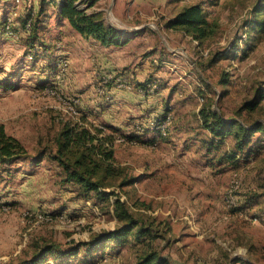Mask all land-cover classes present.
<instances>
[{
	"label": "rangeland",
	"instance_id": "obj_1",
	"mask_svg": "<svg viewBox=\"0 0 264 264\" xmlns=\"http://www.w3.org/2000/svg\"><path fill=\"white\" fill-rule=\"evenodd\" d=\"M133 1L96 0L91 7L80 4L87 13H96L106 25L121 30L124 58L131 53L152 55L145 65L137 59L134 64L123 60V66L106 68L94 61L93 54L85 64L78 62L79 51L72 54L67 48L72 32L54 13L38 27L39 38L29 49V31L22 21L33 0H0V130L35 155L56 149L55 138L66 122L84 117L94 125L110 123L117 127L105 130L112 137L115 168L122 167V175L134 178L132 184L105 188L109 197L98 201L94 196L78 197V186L64 183L61 168L46 157L38 164L0 161V264L28 259L35 243L60 246L38 264H133L141 244L132 239L120 246L99 248L89 260L81 247L75 255L57 251H69L79 242L117 227L112 207L115 195L109 194L110 190L121 196L135 216L156 223L162 234L171 229L169 222L147 209L152 212L154 206H163L172 198L188 206L196 201L203 222L208 221L206 234L214 235L209 239L219 236L223 243L219 248L211 241L201 251L200 244L192 241L187 246L204 256L193 259L180 255L178 244L171 249L162 247L163 254H174L173 259L170 256L173 264H195L196 260L229 264L241 257L252 264H264V149L262 142L255 143L262 134H254L250 154L237 152L238 158L228 163L225 157L218 160L222 153L234 152L230 138L219 150L199 146L209 137L202 123L208 108L229 121H264V30L252 14L255 7L262 9L264 0H148L149 6L131 8ZM116 3H121L118 16ZM198 3L218 25L214 35L201 43L165 25L183 7ZM30 16L34 21L35 12ZM8 19L13 35L6 33ZM259 22L261 28H250ZM142 23L146 24L140 26L135 40L126 43L133 33L130 30ZM235 44L240 47L235 49ZM211 59L214 62L209 64ZM62 60L67 61L66 66L60 64ZM149 79L157 81L153 92L148 86L140 89L136 85H148ZM50 88L54 95L44 92ZM256 95L262 97L254 110L238 111ZM165 113L171 122L166 134L160 136L149 129L150 122ZM182 114L190 117L184 116L182 121ZM175 123L194 130L193 136L185 138ZM192 137L197 143L184 146ZM162 139L167 142H157ZM220 162L225 169L218 168ZM174 170L181 176H173ZM203 170L206 177L196 176ZM158 171L167 176L159 178ZM233 179L239 181V187L230 193ZM230 194L235 197L231 207L227 202ZM39 214L49 220L37 222ZM162 243L161 238L155 240L158 248Z\"/></svg>",
	"mask_w": 264,
	"mask_h": 264
},
{
	"label": "trees",
	"instance_id": "obj_2",
	"mask_svg": "<svg viewBox=\"0 0 264 264\" xmlns=\"http://www.w3.org/2000/svg\"><path fill=\"white\" fill-rule=\"evenodd\" d=\"M95 1L96 0H60L56 3L59 19H65L67 23L84 38H93L102 45L107 46L120 45L123 41L120 39L121 34L118 30L106 25L96 13L86 12V7L93 6ZM45 2L46 0H39V7L35 12L34 21L32 20V16H30L34 13L31 8L26 11L27 13L24 15L22 23L25 31H29V33H27L29 36V49H31L35 40L39 38L37 36V31L42 22L40 14L45 10L43 7ZM51 2L55 4V1ZM81 3H85L86 7L80 8ZM261 11L262 19L259 16ZM252 14L256 19H260L262 22V30H264V5L262 4V9L260 7H255ZM255 18L253 20H256ZM28 20H30V27L26 29L25 26ZM260 24V22L258 24L254 23L255 26L250 24V28H261ZM165 25L172 29L182 30L186 35H189L193 40L200 43L214 35L216 27L218 26L216 22L208 19L206 11L199 3L183 7L173 17L168 19ZM234 46H236L235 49L240 47L239 44H235ZM34 54L36 53L34 52ZM217 56H214L215 59L218 58ZM213 62L214 59H211L209 64ZM151 80L152 79H149L148 81L150 82ZM226 80V78L222 79V83L226 84ZM107 85L111 86V83ZM136 85L140 89H145V86L147 87L146 82ZM261 97V95H256L252 99L244 102L238 111L243 109H247L248 111L254 110L259 104ZM166 114L167 113L159 117V121L163 119ZM79 116L80 115H76L77 118ZM202 123L204 129L209 133L207 140L209 150H219L221 145H223L228 138L234 142V152L224 155L227 160L235 161L236 158H238L237 152L244 153L247 151V153L250 154V152H252L251 145L255 142L252 141L254 140L252 138L255 133L262 134V137H257L258 141L255 143L262 142L260 147L264 149V121H262V123H257L255 121L250 124L237 120L229 121L208 108L203 113ZM106 127L115 129L109 125H94L84 117L66 122L55 138L56 149L54 151L50 149L48 152V149H45V151H39L35 155L28 153L27 149H25L19 140L7 135L1 129L0 161L3 163H12L26 160L38 164L46 157L50 161H55L61 168L62 171L60 175L64 183L76 184L78 186V197L89 198L94 196L98 201H104L109 197L105 188L112 187L116 184L122 187L134 183V178L127 177L126 174L122 175V167L119 169L115 168L112 149L113 141L112 137L106 133ZM152 130H155L153 132L161 136L158 129ZM128 140L134 141V139ZM257 151H259V149ZM109 194L115 195L112 200V207L114 215L118 220L117 227L113 230L94 235L89 240L79 242L73 249L70 247L71 250L69 251L71 252L66 250L57 251L62 254L75 255L76 250L81 247L84 248L86 255L85 260H89L99 248L102 249L111 244H113V246H120L122 243H126L128 240L132 239L141 244L133 264H173L171 257L168 254L162 253V247L168 246V243L164 241L160 248L155 245L156 239L164 238V233L158 232L156 223L135 216L127 203L113 190H110ZM55 248L60 249V246L55 243H35V250L31 256L26 260L20 261L18 264H38L47 253L54 252ZM237 263L251 264V262L246 259L236 258L233 259L232 262H229V264ZM84 264L93 263L87 261L84 262Z\"/></svg>",
	"mask_w": 264,
	"mask_h": 264
},
{
	"label": "crops",
	"instance_id": "obj_3",
	"mask_svg": "<svg viewBox=\"0 0 264 264\" xmlns=\"http://www.w3.org/2000/svg\"><path fill=\"white\" fill-rule=\"evenodd\" d=\"M6 1V0H5ZM51 1H55L56 3H58L60 0H46L45 4H43V7L45 8L44 12L40 14V17L42 19L41 24H45L47 18H49V16L51 14H55L57 18H59L58 16V7L56 6V4H53V2ZM148 0H134L133 1V6L131 8H134V5H140V7H145V6H149L150 3L147 2ZM151 2H153L152 0H150ZM129 2V0H123L122 3H126ZM32 11L36 12L38 7H39V0H33L32 3ZM120 7H121V3L115 4V16H118L117 13H119L120 11ZM114 13V14H115ZM120 16V15H119ZM170 19V18H169ZM62 22L67 23V21L65 19H60ZM146 23H142L140 24L138 27L135 26L130 30V33L133 32L131 34V36L127 37L126 39H128L126 41L127 42H132L135 39H133V37L135 38L137 36V34H139L140 32V26L145 25ZM68 28L69 30H71L72 34L70 36L69 42H68V46L67 48L70 49V51H72V54L76 53V50L79 51V53H77V60L79 63L85 64L88 61V57H90L93 54L94 57V61L98 62L99 65H102L106 68H112L115 66H123V60L126 61V64H134L135 62L132 63L133 60L137 62L138 60H140L139 62H142L143 65L147 64L149 61V58L152 55H146V53H137L134 55V53H131L129 55V57L124 58V56L122 55V53L120 52V50L122 49L121 46H123V44L120 45H102L101 43H99L98 41H96L93 38H84L83 36H81L78 32H76L68 23ZM121 32V30H120ZM122 33V32H121ZM123 37V36H121ZM125 39V40H126ZM145 43L149 42V39L147 41H144ZM123 43V42H122ZM82 49V50H81ZM115 49H118V51H115ZM75 51V53H74ZM69 52V51H68ZM70 53V52H69ZM120 53V54H119ZM163 56V55H162ZM161 56V57H162ZM74 57V55H73ZM142 57V58H141ZM155 58V57H154ZM163 59H165V57H162ZM115 60V62L117 63H112L113 60ZM162 59V60H163ZM161 59H159L160 61ZM161 63V61H160ZM162 63H165L162 61ZM108 70V69H107ZM161 77H163V75L161 74ZM135 82H138V80L136 79ZM132 100V99H130ZM193 110V109H191ZM189 112H192V111ZM103 112V111H102ZM188 112V113H189ZM188 113H184V114H188ZM185 116V118H189L190 115H183L182 114V121H183V117ZM179 117H176V122H179ZM106 125L112 126L115 129L117 128L116 126L110 124V123H105ZM176 126H180L179 130L181 132L185 133V136H193L194 134V130H192L191 128L186 129L184 126V123H175ZM180 124V125H179ZM182 125V126H181ZM200 128L202 127L201 125L199 126ZM206 130V129H205ZM203 131V129H202ZM207 131V130H206ZM208 132V131H207ZM155 133V132H154ZM183 134V133H182ZM184 135V134H183ZM154 136H157L154 134ZM185 137V138H189V137ZM209 136V133H208ZM194 138V139H193ZM152 140H156V139H152ZM197 138L192 137L189 142L188 140H186V142L184 143V146H186V144L191 143V142H195L197 143ZM208 137H206L205 139H203V144L199 145L201 146V148L203 147L205 150H209L208 147ZM159 141H164L167 142L165 139L162 140H158ZM185 141V140H184ZM151 142V141H150ZM153 142V141H152ZM179 142V140H178ZM187 148V147H186ZM187 152H189L187 149H185ZM186 152V153H187ZM182 154V153H180ZM179 154V155H180ZM224 155H226L224 153ZM224 155L223 153L220 155V158L218 160L222 161L224 159ZM227 160V159H226ZM229 160H227L226 163H228ZM220 166L218 168H221V170L225 169L224 167H221L223 165L222 162H220ZM224 166V165H223ZM155 174V171H154ZM159 174L161 178L162 176H167L166 173L158 171L156 173V175ZM171 174V173H169ZM172 175L173 176H181L179 174V170L176 171H172ZM207 173L206 171L203 170L201 175H196L199 178L203 179V176L206 177ZM198 179V178H197ZM219 180H217V184H218ZM198 190V189H197ZM149 208V207H148ZM201 208L197 206L196 201H194V203H192L191 206H188L186 204H181V200L179 198H172L171 200L167 201L165 200L163 203V206H154L152 209V212L150 209H147V213H152V214H159L161 216H163L164 220H167L169 222V225L171 226V229H168V231L165 232L164 234V241H166L168 243V247L169 249H171V246L178 244L179 248H178V252L180 255H184L187 258H197V257H204L203 255H201L200 253H195V251L198 249L194 248V247H189L187 246L189 243H191L192 241H194V243H199V249H201V251H204L205 249H207L206 243H214L216 244V247H221L222 245V241L221 238L219 236L214 237V239H209L210 236H214L213 234H206L205 230H204V226L207 225L208 221H206L205 223L202 220L201 217ZM158 212V213H157ZM222 220V219H221ZM167 222V223H168ZM165 223V222H164ZM221 223V222H220ZM186 246V248L184 247ZM214 251V250H213ZM211 252L212 256L216 255V251L215 252ZM170 256L172 257V259L174 258V254L170 252ZM239 259H246L247 258H239ZM250 261V260H248ZM195 264H204L203 260H196ZM240 264V263H237ZM252 264V263H251Z\"/></svg>",
	"mask_w": 264,
	"mask_h": 264
},
{
	"label": "built area",
	"instance_id": "obj_4",
	"mask_svg": "<svg viewBox=\"0 0 264 264\" xmlns=\"http://www.w3.org/2000/svg\"><path fill=\"white\" fill-rule=\"evenodd\" d=\"M22 1L24 2V0H15V2H17V3L22 2ZM25 27H26V29H29L30 20L27 21ZM6 30H7L6 33H8L10 35H13V31L11 29V24H10L9 19L7 21V24H6ZM60 64L62 66H66L67 65V61H63L62 60V61H60ZM121 85H124V81H122V80H121ZM147 86H148V91L153 92L156 89V87H157V81L155 79H152L148 83ZM44 92H46V94H49V95H54L55 94V91H53L51 88L50 89H45ZM70 110L73 111V108H70ZM170 122H171V117L168 114H166V116L163 119H161L160 121H159V118H156L155 120L150 122V125H151L150 128L151 129H158L160 131L161 135L162 134L164 135V134H166V128L168 127ZM238 187H239V181L237 179H233L231 181V185H230V189H229L230 193L235 191V190H237ZM234 198L235 197L233 195H231V194L227 196V202H228V206L229 207L234 206ZM42 220H49V217L41 215V214L37 215L36 221L40 222ZM93 264H95V263H93Z\"/></svg>",
	"mask_w": 264,
	"mask_h": 264
}]
</instances>
